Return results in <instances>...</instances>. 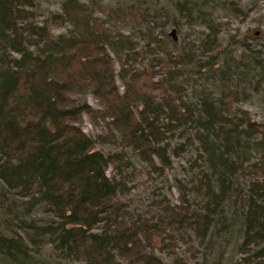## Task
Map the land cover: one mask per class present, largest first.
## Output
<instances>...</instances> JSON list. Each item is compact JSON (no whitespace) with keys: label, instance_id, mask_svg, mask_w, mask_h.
Here are the masks:
<instances>
[{"label":"trees","instance_id":"16d2710c","mask_svg":"<svg viewBox=\"0 0 264 264\" xmlns=\"http://www.w3.org/2000/svg\"><path fill=\"white\" fill-rule=\"evenodd\" d=\"M35 6L36 0H0V182L22 200L28 214L41 207L54 219L40 226L39 233L23 221L35 230L30 241L36 244L37 237H48L63 256L86 264H165L149 250L155 225L130 216L121 200L129 193L127 183L107 174L108 166L123 162L124 154L96 149L98 140L82 128L89 115L95 122L110 119L120 142L154 170L171 165L168 132L186 136L174 147L175 154L186 150L193 133L208 166L194 185L205 201L204 211L165 208L167 222L188 225L205 238L218 211L237 196L244 205L241 250L254 251L244 264L254 257L264 261V124L246 111L235 114L228 70L223 71L226 90L219 110L204 99V116L198 117L195 107L183 99L179 81L185 75L183 67L199 64L198 56L188 49L173 59L164 41L154 35L142 4L126 12L64 0L61 11L42 24ZM178 6L182 17L191 18L187 1ZM98 10L110 24L132 22L135 36L143 37L149 52L162 48L167 57L154 58L160 71L135 69L139 60L145 61L144 52L137 50L140 42L107 27L95 17ZM66 22L72 28L68 33L53 32L55 24ZM211 34L216 36L212 31L209 38ZM118 77L126 85L124 92ZM89 92L104 110L94 109L82 97ZM198 123L202 130L196 128ZM110 137L117 141L113 132ZM110 137L98 139L105 142ZM155 155L162 165H157ZM239 175L248 178L247 189L239 186ZM25 240L0 233V252L13 264H28L30 246Z\"/></svg>","mask_w":264,"mask_h":264},{"label":"rangeland","instance_id":"374dc122","mask_svg":"<svg viewBox=\"0 0 264 264\" xmlns=\"http://www.w3.org/2000/svg\"><path fill=\"white\" fill-rule=\"evenodd\" d=\"M63 1L36 0L33 11L36 12L37 21L42 24L51 13L60 12ZM81 1L87 4L100 3L107 9L122 8L126 12L142 4L150 17L149 23L154 35L164 41L163 45L173 59L188 49L195 51L198 56L199 64L181 68L185 75L181 76L183 80H179L182 83L183 99L195 107L198 117L204 116V99L210 100L217 111L222 105L226 90L223 71L226 69L237 101L233 105L235 114L239 115L241 110L246 111L253 120L264 124V0ZM180 1L188 2L193 11L191 18L180 15ZM95 17L101 19L107 27L119 29L140 42L137 50L144 52L145 61L141 63L139 60L135 69L148 66L150 71L153 68L160 71V65L156 64L154 58L167 57V54L162 48H156L157 53L154 54L144 48L146 42L141 35L135 36L132 22L118 21L116 25L110 24L107 15L99 10ZM71 29L68 22L53 26L55 34L68 33ZM212 31L216 36L211 34L209 38ZM112 56L115 57L114 54ZM150 64H153L151 68ZM115 69L117 73L121 70L119 61H116ZM156 77L157 80L159 76ZM117 85L121 92L126 90L125 83L119 77ZM82 97L94 109L104 110L93 93L89 92ZM82 128L98 140L96 149L106 154H124L123 162L110 164L107 174L127 183L129 193L121 200L130 216L155 225L148 237L149 250H153L165 264H244L247 257H252L254 251L244 253L241 250L244 205L237 196L227 201L222 211H218L205 238L199 237L188 225L178 227L167 222L165 208L186 207L193 212L204 211L205 201L194 185L202 172L208 171V166L201 152L200 140L193 133L190 132L193 136L186 150L175 154L174 147L184 143L186 136L180 133L171 136L168 132L169 138L166 141L171 144L168 150L171 165L163 170H154L131 146L120 142V136L110 119L95 122L92 117L85 115ZM196 128L202 130V125L198 123ZM111 132L116 135L117 141L112 142L114 138L110 137ZM99 135L110 138L105 142L99 141ZM153 157L157 165H162L158 156ZM251 159L255 160L256 156L252 154ZM238 181L241 188L247 189L248 178L239 175ZM23 204L21 199L6 192L0 182V233L26 238V243L31 247V261L28 264H86L63 256L48 237L39 236L36 244H33L29 236L31 231L39 233L40 226L54 219L44 213L41 207L28 214ZM23 221L32 223L35 230L27 228ZM261 261V258H251V264ZM0 264L13 263L0 252Z\"/></svg>","mask_w":264,"mask_h":264}]
</instances>
